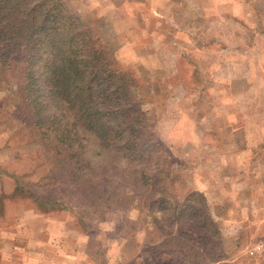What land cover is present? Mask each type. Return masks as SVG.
<instances>
[{
    "label": "rangeland",
    "instance_id": "rangeland-1",
    "mask_svg": "<svg viewBox=\"0 0 264 264\" xmlns=\"http://www.w3.org/2000/svg\"><path fill=\"white\" fill-rule=\"evenodd\" d=\"M64 1L93 48L131 73L130 100L153 159L140 165L119 145L62 123L75 133L64 153L95 171L96 191L88 190L57 161L58 142L27 107L15 61L0 77L6 231L14 221L39 224L40 234L43 223H61L71 240L81 234L72 248L85 247L88 264H264V50L256 33L242 36L229 20L230 1L242 0H224V14L221 0ZM248 10V23L262 25L259 10Z\"/></svg>",
    "mask_w": 264,
    "mask_h": 264
},
{
    "label": "trees",
    "instance_id": "trees-1",
    "mask_svg": "<svg viewBox=\"0 0 264 264\" xmlns=\"http://www.w3.org/2000/svg\"><path fill=\"white\" fill-rule=\"evenodd\" d=\"M0 49V77L13 62L20 64L27 107L58 142L57 161L67 160L88 190L96 191L97 184L91 183L95 171L79 154L64 153L63 144L75 133L61 131L62 123L92 132L102 145H119L140 165L153 159L150 144L139 135L140 110L130 100L131 73L107 52L93 48L88 30L64 0H0ZM140 167L148 180L149 169ZM155 172L159 170L150 168ZM0 173H5L1 167Z\"/></svg>",
    "mask_w": 264,
    "mask_h": 264
},
{
    "label": "crops",
    "instance_id": "crops-1",
    "mask_svg": "<svg viewBox=\"0 0 264 264\" xmlns=\"http://www.w3.org/2000/svg\"><path fill=\"white\" fill-rule=\"evenodd\" d=\"M226 1H220V3L222 2L223 4V14L226 13ZM231 3L230 1V6L233 7L232 14L234 17L230 16L229 20L237 19L236 21H238V25L240 26L239 30L243 31L242 36L246 35V37H253L256 33L257 35H254V37L258 40L256 44L254 43L255 47L264 50V31L260 29V27L264 25V0H242L238 3L233 2V5ZM237 5L240 11L236 10L238 9ZM243 6L245 7L244 10L242 8ZM249 7L259 10L258 13L262 25L256 26L254 19H252L251 24L248 23V17L250 21L252 11L248 10L247 16L245 15V11H247ZM242 20H244V22ZM211 22L216 23L213 20ZM257 22H259V20ZM248 24L252 29L254 28V31L248 29ZM245 33H250V36H247ZM242 36H240V39L243 38ZM260 62L263 61H259L258 64ZM4 221V219L1 221L0 217V264H88L89 262L87 261V257L84 256L86 254L85 247L84 250L76 249L75 247L72 248V246H74L73 244H76L75 242H82L81 240L83 238L81 234L79 233L76 239L71 240L69 238V233L71 234L73 231H67V229L64 228L65 225L61 223H50V221L43 223L44 230L42 234H40L39 231H42V228H40V230L38 229L39 224H33L31 226L22 220L21 222L14 221V227L11 229L12 231L9 232L6 231L8 229ZM74 233H76V231H74ZM72 241L74 243H72ZM67 246L68 248H66ZM69 247L72 249H69Z\"/></svg>",
    "mask_w": 264,
    "mask_h": 264
}]
</instances>
